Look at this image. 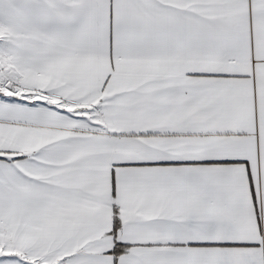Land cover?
Masks as SVG:
<instances>
[{"label": "snow or ice", "instance_id": "6c2138e0", "mask_svg": "<svg viewBox=\"0 0 264 264\" xmlns=\"http://www.w3.org/2000/svg\"><path fill=\"white\" fill-rule=\"evenodd\" d=\"M0 264H264V0H0Z\"/></svg>", "mask_w": 264, "mask_h": 264}]
</instances>
